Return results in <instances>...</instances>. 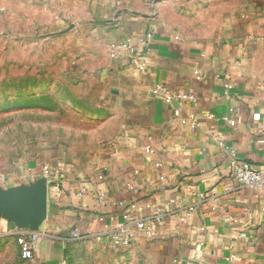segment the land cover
Masks as SVG:
<instances>
[{"label": "crops", "instance_id": "0c3cea01", "mask_svg": "<svg viewBox=\"0 0 264 264\" xmlns=\"http://www.w3.org/2000/svg\"><path fill=\"white\" fill-rule=\"evenodd\" d=\"M115 1L0 0V28L21 34L79 26L105 49L98 81L110 116L102 129L69 148L72 157L48 144L0 169V188L38 179L44 164L63 172L59 190L48 186L47 218L28 228L38 240L24 261L70 264L76 252L103 261L120 251L123 264H264V189L233 176L236 160L264 169L258 26L246 14L222 12L196 29L166 7L138 11ZM147 32L153 37L142 44ZM128 37L146 70L125 51L110 56V45ZM156 85L195 100L167 103L152 94ZM17 229L0 215V234ZM115 234L127 235L129 246L115 245Z\"/></svg>", "mask_w": 264, "mask_h": 264}, {"label": "rangeland", "instance_id": "374dc122", "mask_svg": "<svg viewBox=\"0 0 264 264\" xmlns=\"http://www.w3.org/2000/svg\"><path fill=\"white\" fill-rule=\"evenodd\" d=\"M115 3L138 11L166 7L196 29L212 25L222 12L246 14L263 38L259 60L264 67V0ZM27 31L20 34L13 27L0 28V169L15 166L26 149L43 150L48 144L55 149L62 146L65 158L72 157L69 148L86 144L110 116L101 105L104 94L98 81L105 49L95 34L79 26ZM20 231L0 234V264H28L20 255ZM116 254L112 259L107 253L100 261L93 252H76L68 263L123 264L124 253Z\"/></svg>", "mask_w": 264, "mask_h": 264}, {"label": "built area", "instance_id": "2783aa9c", "mask_svg": "<svg viewBox=\"0 0 264 264\" xmlns=\"http://www.w3.org/2000/svg\"><path fill=\"white\" fill-rule=\"evenodd\" d=\"M153 34L147 32L140 36L139 42L146 44L151 40ZM120 51H125L128 53V60L132 63L139 60L138 69L141 71L146 70V63L142 60V56L139 54L140 49L135 45L133 38L128 37L123 41L112 43L110 45V56L112 58L118 57ZM152 94L160 95L164 98L167 103H171L175 99H188L191 101L195 100V96L192 93L185 92H172L166 86L156 85L152 88ZM225 121H229L231 125H235L237 122L228 116H223ZM259 142H264V139L258 140ZM220 146H225L224 142H219ZM149 150V148H147ZM230 152L234 154V150L230 149ZM63 172L59 168H51L48 164L42 166L41 177H44L47 181L48 186H51L55 190L60 189L61 178ZM233 176L241 186H251L264 189V169L257 167L253 163L247 160H236L233 166ZM102 178V175H100ZM102 196L103 194H99ZM204 194H200L203 197ZM135 207V204L132 205ZM193 207H190L181 217V221H184L192 212ZM243 236L245 234H242ZM38 240V233L33 230L24 229L21 230L17 235V241L20 248V255L23 260H31L34 256L35 245ZM130 238L127 235L120 236L115 234L113 236V243L117 246L126 248L130 244Z\"/></svg>", "mask_w": 264, "mask_h": 264}, {"label": "water", "instance_id": "95a60500", "mask_svg": "<svg viewBox=\"0 0 264 264\" xmlns=\"http://www.w3.org/2000/svg\"><path fill=\"white\" fill-rule=\"evenodd\" d=\"M0 215L18 228L38 229L48 216V184L44 177L0 188Z\"/></svg>", "mask_w": 264, "mask_h": 264}]
</instances>
